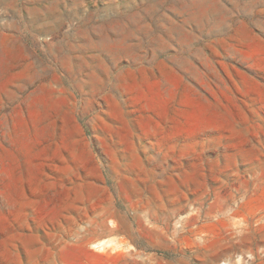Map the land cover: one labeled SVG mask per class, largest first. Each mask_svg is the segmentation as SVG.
<instances>
[{
	"label": "rangeland",
	"instance_id": "rangeland-1",
	"mask_svg": "<svg viewBox=\"0 0 264 264\" xmlns=\"http://www.w3.org/2000/svg\"><path fill=\"white\" fill-rule=\"evenodd\" d=\"M0 264H264V0H0Z\"/></svg>",
	"mask_w": 264,
	"mask_h": 264
},
{
	"label": "crops",
	"instance_id": "crops-1",
	"mask_svg": "<svg viewBox=\"0 0 264 264\" xmlns=\"http://www.w3.org/2000/svg\"><path fill=\"white\" fill-rule=\"evenodd\" d=\"M239 231H236V230H233L232 233H233V236L231 237L232 239V242L235 244V243H240L242 242L243 240H245V237H240L238 236L236 233H238Z\"/></svg>",
	"mask_w": 264,
	"mask_h": 264
}]
</instances>
